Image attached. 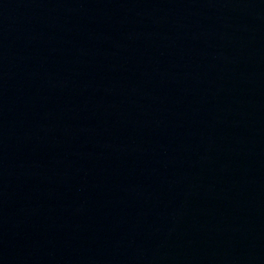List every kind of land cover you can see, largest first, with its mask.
I'll return each mask as SVG.
<instances>
[{"label":"water","instance_id":"1","mask_svg":"<svg viewBox=\"0 0 264 264\" xmlns=\"http://www.w3.org/2000/svg\"><path fill=\"white\" fill-rule=\"evenodd\" d=\"M0 264H264V0H0Z\"/></svg>","mask_w":264,"mask_h":264}]
</instances>
